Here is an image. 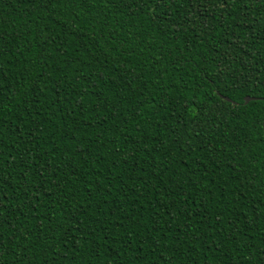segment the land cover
Segmentation results:
<instances>
[{"label":"trees","instance_id":"1","mask_svg":"<svg viewBox=\"0 0 264 264\" xmlns=\"http://www.w3.org/2000/svg\"><path fill=\"white\" fill-rule=\"evenodd\" d=\"M257 74L258 0H0V264H264Z\"/></svg>","mask_w":264,"mask_h":264},{"label":"snow or ice","instance_id":"2","mask_svg":"<svg viewBox=\"0 0 264 264\" xmlns=\"http://www.w3.org/2000/svg\"><path fill=\"white\" fill-rule=\"evenodd\" d=\"M227 3H231V0H226ZM256 0H246V9L250 3H255ZM258 3L261 8H264V0H258ZM257 82V86L264 84V75L257 74L256 76L248 75L246 77H238V86L245 87L253 81ZM0 214H2V209H0Z\"/></svg>","mask_w":264,"mask_h":264},{"label":"water","instance_id":"3","mask_svg":"<svg viewBox=\"0 0 264 264\" xmlns=\"http://www.w3.org/2000/svg\"><path fill=\"white\" fill-rule=\"evenodd\" d=\"M225 98H227L228 100H231V99H230L229 97H227V96H226ZM254 98H255V97H252V96H249V95H248V96L245 97V102L248 103L250 100H252V99H254Z\"/></svg>","mask_w":264,"mask_h":264}]
</instances>
